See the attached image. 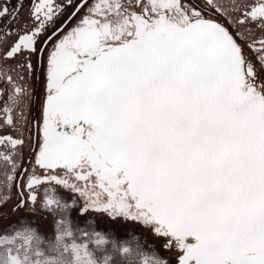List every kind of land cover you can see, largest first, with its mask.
<instances>
[{
  "label": "snow or ice",
  "instance_id": "1",
  "mask_svg": "<svg viewBox=\"0 0 264 264\" xmlns=\"http://www.w3.org/2000/svg\"><path fill=\"white\" fill-rule=\"evenodd\" d=\"M0 264H264V0H0Z\"/></svg>",
  "mask_w": 264,
  "mask_h": 264
}]
</instances>
